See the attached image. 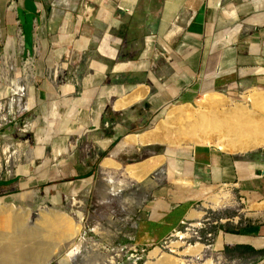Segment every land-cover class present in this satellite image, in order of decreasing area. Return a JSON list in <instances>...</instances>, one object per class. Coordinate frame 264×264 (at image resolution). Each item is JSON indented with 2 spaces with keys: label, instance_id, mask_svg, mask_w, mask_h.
Returning a JSON list of instances; mask_svg holds the SVG:
<instances>
[{
  "label": "rangeland",
  "instance_id": "374dc122",
  "mask_svg": "<svg viewBox=\"0 0 264 264\" xmlns=\"http://www.w3.org/2000/svg\"><path fill=\"white\" fill-rule=\"evenodd\" d=\"M22 43L21 35L4 32L0 24V213L21 214L33 230L43 219L56 216L63 221L53 248L46 240V264H229L220 250L224 229L239 228L252 211L238 193L229 194V188L203 185L208 179L194 162V152L202 147L228 156L257 155L264 146L241 153L218 150L202 136L216 137L220 128L205 123L207 129H192L194 136H186L189 126L183 125L196 116L174 119L170 114L181 106L188 112H203L201 105L206 103L217 121L241 114L264 117V87L237 80L239 67L229 90L201 92L191 103L171 101L155 113L141 102L136 113L129 108L130 119L123 117L127 123L119 129L121 117L113 111V103L123 99L115 95L104 100L107 106L97 113L104 81L90 89L92 98L83 95L82 78L88 74L92 47L84 59L74 55L73 64L65 69L37 67L35 56L25 55ZM40 68L46 82H39ZM52 68L59 70L55 78ZM65 83L73 84L71 94L61 87ZM217 96L224 104H210ZM166 124L170 126L166 133L176 137L173 145L124 146L126 136ZM118 145L120 151L112 153ZM160 156L146 174L140 170L144 162ZM107 160L110 164L104 165ZM181 207L199 218L186 214L166 230L154 224L152 219ZM78 226V233L69 237ZM189 247L201 249L189 253ZM23 264L39 262L30 259Z\"/></svg>",
  "mask_w": 264,
  "mask_h": 264
},
{
  "label": "crops",
  "instance_id": "0c3cea01",
  "mask_svg": "<svg viewBox=\"0 0 264 264\" xmlns=\"http://www.w3.org/2000/svg\"><path fill=\"white\" fill-rule=\"evenodd\" d=\"M0 24L4 32L21 35L25 55L35 56L37 67L66 69L74 55L84 59L92 47L83 95L92 98L90 89L104 81L97 113L108 98L123 99L113 103L119 129L130 119L129 108L136 113L141 102L155 113L171 101L191 103L201 92L229 90L239 67L237 80L264 87V0H0ZM38 71L39 82H46ZM58 72L50 69L53 78ZM61 87L66 95L74 90L71 83ZM119 151L118 145L112 153ZM194 155L206 172L203 185L229 188L252 211L222 236V257L229 264H264V152L228 156L200 147ZM173 210L152 219L154 224L166 230L186 214L199 218L189 209Z\"/></svg>",
  "mask_w": 264,
  "mask_h": 264
},
{
  "label": "bare ground",
  "instance_id": "6f19581e",
  "mask_svg": "<svg viewBox=\"0 0 264 264\" xmlns=\"http://www.w3.org/2000/svg\"><path fill=\"white\" fill-rule=\"evenodd\" d=\"M209 102L210 104L217 106L224 104V99L217 96L216 98L213 97L212 99H210ZM201 107H204L205 109H203V112L198 111L199 113H197V111H195L196 113L188 112L186 108L182 106L172 109L170 115L174 119L180 116H186L188 114H193L192 116H196L191 120L189 119V122L186 121L183 125L184 128H187L189 126L187 128L189 132L185 129L186 133H188L186 134V136L194 134L190 132L192 129H197L195 131H199L200 129H203L202 127H204V129H207L208 127L206 126L211 127V125H215L217 128H220L219 134H217L216 137L204 135L202 136V138L205 139L208 144L214 145V147H216V149L218 150H225L226 152L232 153H241L264 146L263 116L254 119L247 115L244 116L242 114L239 117L231 115L230 117L228 116L225 118H223L224 116L222 115L223 119L217 121V117H215L216 114H213V110L210 109L208 104L205 103L201 105ZM215 113L217 112L215 111ZM205 123H207V125ZM168 127L170 126L166 124L164 126H158L153 130H149L138 135L133 134L126 136L125 140L123 141L124 146H134V144H132L131 142H135V144L137 143V145H153L158 143L173 145L176 141V137H171L169 133H166ZM213 129L216 130L215 127ZM171 133H173V131ZM176 136L178 137V135ZM161 159V156L158 159H149L148 161L142 164L140 170H142V172L146 174V172L155 167V165L159 162V160L161 161ZM103 164L107 165L110 163L107 160ZM214 199L216 201V198H212V200ZM22 218L24 219V217L18 213L9 216L0 213V264H23L24 262L26 263V261H29L30 259L35 260L36 263L39 262V264H46L47 254L43 251L46 247H48L45 246L47 243L46 240L48 239L49 246L52 247L54 234L57 228H60L63 225V221L56 216L48 220L43 219L41 222L42 225L33 230L26 226ZM65 223L67 222L65 221ZM79 229L80 226L76 227L74 232L69 237H73L74 235H76ZM73 251H75V248L71 249L69 254H73ZM40 254H44L45 256L42 255L39 257L38 255ZM164 262L167 263L166 261Z\"/></svg>",
  "mask_w": 264,
  "mask_h": 264
},
{
  "label": "trees",
  "instance_id": "16d2710c",
  "mask_svg": "<svg viewBox=\"0 0 264 264\" xmlns=\"http://www.w3.org/2000/svg\"><path fill=\"white\" fill-rule=\"evenodd\" d=\"M221 229H222V228H221ZM224 231L229 233V232H231L232 230H229L228 228H225Z\"/></svg>",
  "mask_w": 264,
  "mask_h": 264
}]
</instances>
